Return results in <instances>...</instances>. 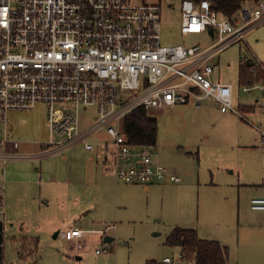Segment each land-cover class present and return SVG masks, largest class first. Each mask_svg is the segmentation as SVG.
Returning a JSON list of instances; mask_svg holds the SVG:
<instances>
[{"label": "built area", "instance_id": "obj_1", "mask_svg": "<svg viewBox=\"0 0 264 264\" xmlns=\"http://www.w3.org/2000/svg\"><path fill=\"white\" fill-rule=\"evenodd\" d=\"M161 21L160 3L146 0H0V172L11 162L62 156L82 144L86 151L97 150L117 181L181 182L160 162L154 146L129 142L121 119L138 107L153 112L199 101L242 116L232 105V86L212 79L211 62L264 23V0H241L230 15L216 9L214 0H181L179 34L204 35V46L163 45ZM245 62L252 81L242 84V92L264 90V63L249 52ZM39 103L46 108L48 139H15L8 114ZM82 106L96 109L88 126L80 122ZM260 133L264 147V130ZM25 144L36 150H25ZM4 190L0 180V250ZM250 207L264 215V198L251 199ZM61 236L74 242L76 252L88 247L78 227ZM160 263L180 261L167 256Z\"/></svg>", "mask_w": 264, "mask_h": 264}, {"label": "rangeland", "instance_id": "obj_2", "mask_svg": "<svg viewBox=\"0 0 264 264\" xmlns=\"http://www.w3.org/2000/svg\"><path fill=\"white\" fill-rule=\"evenodd\" d=\"M146 1L161 5L163 45L207 43L204 35L179 34L181 0ZM169 5L174 9L170 10ZM245 50L264 57V23L252 30L244 42L224 49L211 62L212 79L232 86L235 107L252 104L254 96H260L256 99L264 104V90L250 94L241 90L238 73ZM207 102L151 112L157 118L155 153L164 165L178 173L182 179L178 184L156 182L148 190L136 184L138 189L121 187L116 191L112 185L114 176L106 169L105 175L97 150L86 151L82 144L67 149L65 159L55 155L40 161H14L4 167V172H0V180L5 183L3 264H145L167 256L179 259L180 264H191L193 261L181 258L179 247L165 244L166 235L176 224L202 230L203 239L219 237L231 243L232 249L243 223H252L261 216L251 209V199L264 195L257 187L237 191L220 178L221 174L226 178L232 169L234 179H238L239 168L248 174L250 160L247 151L240 155L241 149L231 150L230 146L204 140L208 118L215 124L218 116L214 111L206 114L205 110H219ZM95 113V107H80L81 124H92ZM8 129L20 141H46L45 106L39 103L32 110L11 111ZM214 132L212 129L210 134ZM22 148L36 150L34 144ZM200 148L201 156L197 158L195 152ZM250 158L258 160L256 156ZM229 162L232 166H226ZM210 178L213 184L209 183ZM255 178L244 176L245 181ZM69 227L83 229L80 239L87 243L86 249L76 252L74 242L62 238L61 233ZM93 229L101 232L94 233ZM56 232L59 234L54 237ZM103 233L115 240L103 242ZM103 248L109 252L94 253ZM240 253L239 249L232 250L233 256ZM78 255L81 259L76 258Z\"/></svg>", "mask_w": 264, "mask_h": 264}, {"label": "crops", "instance_id": "obj_3", "mask_svg": "<svg viewBox=\"0 0 264 264\" xmlns=\"http://www.w3.org/2000/svg\"><path fill=\"white\" fill-rule=\"evenodd\" d=\"M255 58H257L259 61L264 63V57L255 56ZM259 97L260 96H254L255 99L252 104L235 107L233 103V94H232V105L234 108L240 111L242 116H237L236 114L231 113V112L222 113L218 109L213 110L212 108L214 107H210L209 109H206L205 110L206 114H210L214 111L218 116L216 117L217 121L215 124L213 123L211 118H208V122L206 124L207 125L206 132L208 133L206 134V139L204 140L205 141L211 140L213 144L217 142L219 146L223 145L226 148L230 146L231 150H234L235 148L241 149L242 153L240 155H243V151H247L246 156L250 160V164L248 165V174H247V171H244L242 170V168H239L238 179L237 178L234 179L233 177H231L234 174L233 169L230 172H227L228 174H226L227 175L226 178H224L222 174L220 175V178L224 181L229 182V184H231V186H234L237 189V191H241L248 187H257L259 189L257 191L261 192L262 195H264V148L260 142L261 140L260 132L264 130V104H260V101L256 99ZM208 102L207 104L209 105L211 103L214 104L212 101H208ZM263 102H264V95H263ZM192 103L193 104H189V105L195 106L197 104V102H192ZM212 129H215V132L213 133V135L210 134ZM201 151H202L201 148L196 150L195 153L197 154V158L201 156ZM251 156L258 157V160H256V158L251 159L250 158ZM60 157L65 159L66 154H63ZM226 166H232V164L229 162V164H227ZM36 171H39V169H36ZM172 171L176 172L175 170H172ZM105 175H106V171H105ZM212 175L214 177V173L210 171V176ZM244 176H246L247 178L248 176L249 178H251V176H255L256 178L250 179V181L248 180L245 181ZM241 179H243V181H241ZM167 183L170 184L171 182H167ZM209 183L213 184L214 183L213 179L210 178ZM112 185H114V187L116 188V191L121 189V187L127 190L139 188L137 186L139 184L137 185L136 184H132V185L126 184V183L115 180V178H114V184ZM148 187L149 186L143 185L144 190H148L149 189ZM176 227H180V224H176L174 227H172L170 229V232ZM181 228H185V227H181ZM93 231L94 233H97V234L101 232V230H94V229ZM196 231L200 239L205 238L204 235L201 234L202 230L198 229ZM58 234L59 232H57V236ZM103 234L105 235V233ZM237 234H238V238L236 239V242H234L232 249L230 245L231 243H228L227 241L223 242L222 239L219 237H218V240H216L221 245L226 246L228 248L229 257H228L227 264H264V215L261 213V216L258 217L256 221H253L252 223H243V226L238 229ZM104 235L102 236V239L105 236H109L113 238V241L115 240V238L111 235H108V234L105 236ZM153 235L158 236L159 234L153 233ZM228 236L229 235H227V237ZM205 240H212V239H205ZM234 248L239 249L241 253L233 256L232 250ZM76 258L81 259V256L78 255L76 256ZM191 264H193V262H191Z\"/></svg>", "mask_w": 264, "mask_h": 264}, {"label": "trees", "instance_id": "obj_4", "mask_svg": "<svg viewBox=\"0 0 264 264\" xmlns=\"http://www.w3.org/2000/svg\"><path fill=\"white\" fill-rule=\"evenodd\" d=\"M215 8L230 15L240 7L241 0H214ZM248 51L244 52L243 65L239 68V83L251 82L245 67ZM121 129L133 145L156 144L157 118L142 107L135 108L121 119ZM165 244L181 249V258L194 264H227L229 251L216 240L198 237L196 229L176 227L166 236ZM0 264H3V250H0ZM145 264H161L160 261L147 260Z\"/></svg>", "mask_w": 264, "mask_h": 264}, {"label": "water", "instance_id": "obj_5", "mask_svg": "<svg viewBox=\"0 0 264 264\" xmlns=\"http://www.w3.org/2000/svg\"><path fill=\"white\" fill-rule=\"evenodd\" d=\"M54 237H57V232L54 234ZM111 241H113V238L112 237L105 236L103 238V242H105V243H108V242H111Z\"/></svg>", "mask_w": 264, "mask_h": 264}]
</instances>
